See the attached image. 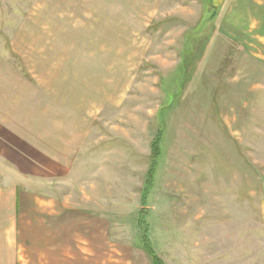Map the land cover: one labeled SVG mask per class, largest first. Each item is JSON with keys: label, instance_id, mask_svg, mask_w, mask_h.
Here are the masks:
<instances>
[{"label": "rangeland", "instance_id": "1", "mask_svg": "<svg viewBox=\"0 0 264 264\" xmlns=\"http://www.w3.org/2000/svg\"><path fill=\"white\" fill-rule=\"evenodd\" d=\"M16 106L70 129L69 167L19 141L37 136ZM12 185L85 214L71 243L46 227L24 259L154 264L148 239L162 264H264V0H0L4 197Z\"/></svg>", "mask_w": 264, "mask_h": 264}, {"label": "crops", "instance_id": "2", "mask_svg": "<svg viewBox=\"0 0 264 264\" xmlns=\"http://www.w3.org/2000/svg\"><path fill=\"white\" fill-rule=\"evenodd\" d=\"M72 34L75 35V33ZM67 35L68 34L66 35L64 34V36ZM22 75L25 77L27 76V73L23 71ZM10 76L15 77V79L17 77L14 74ZM21 82L24 81L22 80ZM13 84L17 85L16 80L13 81ZM15 109L16 110L21 109L22 112L14 113V115L20 114L19 115L20 120L17 119L16 124L14 125L29 126L30 132L35 131L36 134L35 136H37L27 141V137L24 138L20 135L19 141H21L22 143H27L28 146L31 145L35 147L34 149H36V151H38V149H41L46 155L48 154L50 158L53 159L52 161L44 162L45 168L56 167L57 170H60L61 167H65L67 165L69 167V164H67L65 159L75 156V155L71 156L72 154L70 152L71 149L69 143L71 142V139L68 135L70 134L69 133L70 129L68 128V130H64L65 132H68L67 135H65L66 133H64L62 130L56 127L60 125L59 123L55 124L56 128L54 129L52 126H49L47 120L39 122L41 120L38 118H36V120L38 121L34 119H29L27 116L28 112L27 111L24 112L26 110L25 107L16 106ZM1 125L3 126V131H2L3 141L6 144H8V137L11 136H13V138H15L16 141H18L16 134L19 133H17L18 131L12 128V126L14 125L8 126L6 121H4V123L1 122ZM40 126L44 127L42 131V136L44 134L45 135L42 137V139L39 138L40 135H37V133H39ZM24 134L26 135V133ZM28 134L33 135L32 133H28ZM49 134L52 135V137H46ZM30 141L32 142L30 143ZM43 142H46L47 144L44 145ZM48 142H50L51 144H49ZM61 142H64V144L62 145ZM65 142H67L68 144L65 145ZM21 146L22 149L20 150V152L22 154H25L26 157L28 148L23 145ZM54 151L57 153H53ZM61 151L63 152L62 156L59 153ZM43 152L40 154L44 156ZM30 157L32 158L34 156L29 153V155H27L26 158L22 157L23 162L22 165L20 164L21 167L28 165L27 161L28 158ZM62 158L64 159L62 160ZM246 162L248 163V161L245 159V164L248 165ZM243 172L244 174H246V172L249 173V171L245 167ZM26 189H30V188L28 187L22 188L20 185H12L8 193V196L6 195V197L3 196L2 191L0 192V264H27L29 260L31 262H36V264H40V263L44 264L45 261L47 262V264L53 262H55L56 264V262H59V257L57 256V252L59 250L55 251L51 249L52 257L43 260L41 258V256H43L44 254L43 251H41L37 255L35 251H40V250L39 248H35V250L32 249L31 254H36V256L34 255L33 258H29L28 256H26L27 259L26 258L24 259L25 256L21 254L22 247L28 244L32 246H36L37 244H39L42 238L41 235L44 236L45 233L44 231L46 230V227L49 228V230H47V233H50L54 229L59 230V228L62 225L66 226V230L68 233V236L66 237L67 240L66 243H71L70 241H72V239L74 238V234H73L74 232L72 231H74V229L77 228L75 227L74 219L80 216L82 217L83 215L85 216V214L82 211V209H76V208L74 209V206H72L70 203L68 206L66 204L65 206L62 203H57L59 206H61L60 210L59 209L42 210L40 209V206L50 207L51 205H54L55 203H53V200L49 201L42 197L33 196L31 193L26 192L25 191ZM7 210H9L10 214H7L5 212ZM3 232L5 233V235H3ZM70 248L71 246H67V249L69 250L66 251L67 259L73 260L75 256L73 257L71 255L73 253L70 252L71 251Z\"/></svg>", "mask_w": 264, "mask_h": 264}, {"label": "trees", "instance_id": "3", "mask_svg": "<svg viewBox=\"0 0 264 264\" xmlns=\"http://www.w3.org/2000/svg\"><path fill=\"white\" fill-rule=\"evenodd\" d=\"M159 138L157 139V141H154V145L152 147V157L153 159H156L157 157H159V155L161 154V150L159 148ZM155 162V160H154ZM154 162L152 163V166L150 167V170L148 172V179H149V183L151 184L155 174H156V167ZM156 163V162H155ZM144 245L145 248L147 250V252L151 255V257L153 258V262L154 264H162V261L160 260V258L158 257L157 254H155L154 251H152L151 249V245L148 241V239H144Z\"/></svg>", "mask_w": 264, "mask_h": 264}]
</instances>
